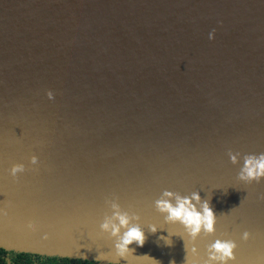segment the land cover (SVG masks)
<instances>
[{"label":"water","instance_id":"95a60500","mask_svg":"<svg viewBox=\"0 0 264 264\" xmlns=\"http://www.w3.org/2000/svg\"><path fill=\"white\" fill-rule=\"evenodd\" d=\"M262 153L264 0H0V248L205 264L220 239L264 264V178H237ZM164 191L199 193L215 232L165 223ZM117 210L145 236L126 258L101 228Z\"/></svg>","mask_w":264,"mask_h":264},{"label":"clouds","instance_id":"9594fccd","mask_svg":"<svg viewBox=\"0 0 264 264\" xmlns=\"http://www.w3.org/2000/svg\"><path fill=\"white\" fill-rule=\"evenodd\" d=\"M214 31V30H213ZM213 38L212 33H209V39ZM46 96L48 99H53L52 91H47ZM230 160L232 163H236V155L230 154ZM30 163L35 165L38 163L36 156H31ZM25 171L23 164H14L9 169V174L12 177H16L17 173ZM237 178L245 184H249L253 181L259 183L261 178H264V153L259 155H246L244 157V163ZM173 198L175 203L172 202ZM264 199V196L261 197ZM201 202L199 193H193L191 197H181L178 194H174L171 191H164L160 199L155 201L156 209L165 214V223H179L182 225L187 234L193 239L200 234L203 230L207 234L215 232L216 215L209 206L208 201H204L201 204L200 210H197L196 205L193 204ZM113 209H118L119 206L116 203L112 204ZM113 219L118 221V224L107 221L101 225V228L105 231L111 228L113 236H119L118 243L115 245L117 256L126 258L129 251V245L135 242L137 246H143L145 236L142 229L138 225L129 226L130 221L133 219H139V217L133 215L129 217L127 213H121L118 210L114 211ZM28 228H32L33 225L29 223ZM121 228L126 229L123 235L120 234ZM152 233L157 231L155 226L150 228ZM170 237V236H169ZM169 237H161L165 241V244L171 246L172 241ZM183 239V237H181ZM242 239L247 241L249 239V233L244 232ZM237 245L232 240H220L214 241L207 249L208 257L205 264H228L229 261H234V249ZM185 258L184 264H192L190 257H195L197 249L195 247L189 248L188 245L184 244ZM98 261H102L105 257L100 254L96 257ZM111 264V262H109ZM174 264V262H170Z\"/></svg>","mask_w":264,"mask_h":264},{"label":"trees","instance_id":"16d2710c","mask_svg":"<svg viewBox=\"0 0 264 264\" xmlns=\"http://www.w3.org/2000/svg\"><path fill=\"white\" fill-rule=\"evenodd\" d=\"M89 260L50 257L34 253L9 251L0 248V264H84Z\"/></svg>","mask_w":264,"mask_h":264},{"label":"flooded vegetation","instance_id":"af4514ba","mask_svg":"<svg viewBox=\"0 0 264 264\" xmlns=\"http://www.w3.org/2000/svg\"><path fill=\"white\" fill-rule=\"evenodd\" d=\"M37 255H38V254H37ZM84 264H98V262H96V261H90V260H89L88 263H84Z\"/></svg>","mask_w":264,"mask_h":264}]
</instances>
